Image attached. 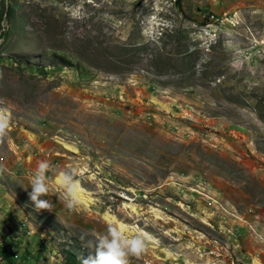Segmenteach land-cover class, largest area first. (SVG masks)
Returning <instances> with one entry per match:
<instances>
[{
  "label": "rangeland",
  "instance_id": "1",
  "mask_svg": "<svg viewBox=\"0 0 264 264\" xmlns=\"http://www.w3.org/2000/svg\"><path fill=\"white\" fill-rule=\"evenodd\" d=\"M0 109V264H264V0H0Z\"/></svg>",
  "mask_w": 264,
  "mask_h": 264
},
{
  "label": "clouds",
  "instance_id": "2",
  "mask_svg": "<svg viewBox=\"0 0 264 264\" xmlns=\"http://www.w3.org/2000/svg\"><path fill=\"white\" fill-rule=\"evenodd\" d=\"M72 15L78 17L79 12L75 11ZM9 119L10 113L7 109H0V137L6 134L5 130L8 127ZM50 169L51 165L48 161H40L31 174L29 181L31 191L28 192V197L36 212L41 210L51 211L53 207L49 200L42 199L50 190L47 183V173ZM75 175V170L71 172L62 171L56 178L59 186L64 189L63 199L69 209H73L79 202L77 195L78 181L74 179ZM80 239L84 241L85 236L82 235ZM85 246L93 249L95 255L79 257L80 264H128L129 256L139 257L145 251V241L141 235L127 238L122 230L112 224L107 227V235L97 236L95 243L88 239Z\"/></svg>",
  "mask_w": 264,
  "mask_h": 264
},
{
  "label": "bare ground",
  "instance_id": "3",
  "mask_svg": "<svg viewBox=\"0 0 264 264\" xmlns=\"http://www.w3.org/2000/svg\"><path fill=\"white\" fill-rule=\"evenodd\" d=\"M77 195H78V201L81 203H88L92 200L90 194L87 193V191L84 190L80 185H78ZM109 219L112 220L111 217H109ZM120 227L122 230H124V225H120Z\"/></svg>",
  "mask_w": 264,
  "mask_h": 264
}]
</instances>
